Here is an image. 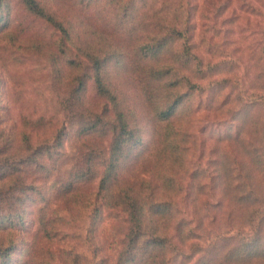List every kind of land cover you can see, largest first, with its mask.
<instances>
[{"label": "trees", "instance_id": "trees-1", "mask_svg": "<svg viewBox=\"0 0 264 264\" xmlns=\"http://www.w3.org/2000/svg\"><path fill=\"white\" fill-rule=\"evenodd\" d=\"M253 20L259 56L229 72L213 47ZM0 40L43 57L67 118L3 125L0 86V264H264V0H0Z\"/></svg>", "mask_w": 264, "mask_h": 264}, {"label": "rangeland", "instance_id": "rangeland-1", "mask_svg": "<svg viewBox=\"0 0 264 264\" xmlns=\"http://www.w3.org/2000/svg\"><path fill=\"white\" fill-rule=\"evenodd\" d=\"M253 1V0H251ZM92 14L91 11H88L87 18L91 19ZM251 19L254 18V15H250ZM86 18V19H87ZM101 20H98L96 23V27L100 26ZM249 24V23H248ZM247 24V25H248ZM241 25V22H240ZM250 25V24H249ZM231 26V25H230ZM233 29L235 31L232 33H228L229 37H236L238 43H240V51L236 53V55H224L228 52H220V51H227L230 48V45H225L221 47H216L214 45L213 52L210 55L212 59L217 60L224 58L225 60L234 61L232 68L228 71L231 72L232 69L238 68V64L236 61V57L242 60V63L239 66V69L242 71L243 67V60L251 59V63L259 56V47L260 43V35L258 33H254L255 28V21L253 20L251 26H245V29L242 30L236 23L233 24ZM43 23L40 21H32L30 17L25 18L24 23V31L22 36L25 37L36 30H42ZM138 37L144 34L143 28H137L135 31ZM212 34L215 35L213 28ZM42 35V34H41ZM118 37L115 36L114 45H119L124 51V56L131 60L138 58L141 59L143 55L141 52L136 51V46L138 43L137 38L133 39L132 41L127 39H120L119 33L117 34ZM238 36L240 38L238 39ZM216 38L213 39L212 43L216 44ZM1 43V40H0ZM1 45V44H0ZM24 44L18 46L17 43L14 44L13 49L15 50L14 53H11L8 50L0 49V86L2 91V101L5 105V109L2 111L3 117V125L12 126L15 130H19L22 126V117L23 115H27L31 113L32 115H37L42 109L46 106V121L45 126L47 128H51L52 131H57L62 124L65 123L67 119L63 112L59 110H55L53 112L52 107L53 103H46L50 100H45V97L49 94L48 91L52 90L53 83L52 78L49 74H47V66L48 64L45 62L41 55H32L25 52L27 49L24 48ZM142 63V62H141ZM230 66V63L228 64ZM46 101V102H44ZM60 108L59 106H55ZM204 112H198L193 116L192 120H196V123L199 124L203 122L205 118ZM35 136V135H34ZM36 137V136H35ZM33 140V138H32ZM11 145L4 151V154H16L21 149V144L19 141L13 142L10 141ZM34 142V140H33ZM31 179L30 177L26 178ZM83 199V198H81ZM83 201V200H82ZM30 205L27 206L28 209L32 207V209H36V203H29ZM62 208H61V207ZM59 206V211H63V204ZM35 212H33V216ZM36 223H34L29 231L27 232L28 240L32 241L33 232L35 229ZM33 244L30 248H33L34 255L42 258L43 251L46 249V245H49V242L44 237H38L35 241H32ZM55 240L51 241L50 244H54Z\"/></svg>", "mask_w": 264, "mask_h": 264}]
</instances>
